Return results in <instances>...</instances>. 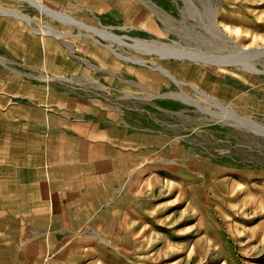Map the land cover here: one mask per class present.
Instances as JSON below:
<instances>
[{"label": "rangeland", "instance_id": "obj_1", "mask_svg": "<svg viewBox=\"0 0 264 264\" xmlns=\"http://www.w3.org/2000/svg\"><path fill=\"white\" fill-rule=\"evenodd\" d=\"M35 1L86 26L28 0H0L3 10L31 19L0 9L4 21L23 24L27 41L18 40L19 29L0 30V168L29 163L26 147L39 149L41 137L21 119L63 128L69 139L73 124H89L130 210V219L120 210L87 219L75 259L85 261L92 243L107 250L104 264H264V0ZM46 27L58 34L41 33ZM105 45L145 61L117 58ZM204 94L256 127L224 116ZM100 173L89 184L105 192ZM11 210L0 216V264H63L58 245L68 234L40 237L36 219ZM36 236L52 244L34 263L9 247L34 245Z\"/></svg>", "mask_w": 264, "mask_h": 264}, {"label": "crops", "instance_id": "obj_2", "mask_svg": "<svg viewBox=\"0 0 264 264\" xmlns=\"http://www.w3.org/2000/svg\"><path fill=\"white\" fill-rule=\"evenodd\" d=\"M0 21H2V23L0 22V30H4V27L7 31L14 33L19 29L20 37L18 40L23 43L27 42L25 28L22 23L14 20L11 22L10 19L8 20L10 22H8L1 18ZM9 42L11 43L9 46H12L16 43V40L10 39ZM25 51L27 50L20 51L22 56H24ZM15 121L17 120L15 119ZM21 121L25 122L28 134L31 137H41V141L39 142L40 145L36 146L39 149H35V151L26 147L30 151L25 152L32 155L31 159L26 161H30L29 163L24 162V164L19 165L15 164V161L9 160L5 161V167L0 168L9 171L6 179L0 173V216H14L13 213H5L6 210L23 211L27 214L24 218L36 219L35 226L39 228L36 233H40V237L43 234L54 235L57 232L68 234L64 241L58 245L62 250L60 258H62L63 264H104L102 261L108 258L107 250H103L104 248L98 245L89 244L91 253L82 263L75 259V252L79 248V239L86 238L81 236L80 233L82 227L87 225V219L102 216L105 212L108 213L114 210H120L121 217L130 219V210H125L122 205L125 198L122 192L123 184H121V179L114 175L117 168L109 160L112 157L104 149L102 150L103 142L101 140L90 138L89 124H81L80 122L73 124V129L75 128L78 134L69 136L71 137L69 139L63 133V128L49 129L47 123L43 126L42 123L38 122L40 125H37L32 118H24ZM70 124H68V127H70ZM33 127L40 130L36 129L34 131ZM46 138H50V143L46 141ZM57 138L61 140L57 141ZM34 153L37 156L35 157V163H33ZM61 153L68 155V158H60ZM87 168L92 169L94 177L84 176L81 170ZM98 172H103L99 175L104 174L106 176L105 192L97 190V184H89L90 180L92 183L96 181L95 175ZM92 186L95 187L92 188ZM113 195H115V198L111 199ZM27 230L33 232L31 226L27 227ZM97 233L100 235L99 232ZM29 240L19 241V245H17V242H10L9 247L13 252L18 249L22 250L23 254L20 256L26 259L27 262L34 263L44 252L50 250L52 241L47 236L40 241L36 236L33 245ZM103 240L108 245L105 239ZM107 247L111 248L112 246ZM66 259L71 260L67 262Z\"/></svg>", "mask_w": 264, "mask_h": 264}, {"label": "bare ground", "instance_id": "obj_3", "mask_svg": "<svg viewBox=\"0 0 264 264\" xmlns=\"http://www.w3.org/2000/svg\"><path fill=\"white\" fill-rule=\"evenodd\" d=\"M32 3H34L33 5H36L38 8H40L41 11H44V12H47L48 14H53L54 16L58 17V18H61L63 19L64 22L66 23H70V24H74L76 26H79V27H85L86 25L82 22H79L77 20H75L74 18H72L71 16L69 15H66V14H62V13H52L51 11H49V9H47L44 5L36 2L35 0H28ZM3 10V9H2ZM3 12L7 13V14H10L12 16H14L15 18H21V19H25L26 21L28 22H31V19L27 18V17H24L23 15H20L19 13L15 12V11H10V10H3ZM2 13V12H1ZM27 22V23H28ZM93 29V32H98L99 35H101L103 38H106V39H114L115 41H118L120 42L121 44L124 43V41H122L120 38L118 37H114L113 35H111L108 31L106 30H97V29ZM41 33H46V34H55L57 33L56 30L52 29L51 27H46L45 30H42ZM58 34V33H57ZM61 37V36H60ZM88 37H91L92 39H94L96 42L99 43V41L97 39H95L94 37L88 35ZM105 47H107L109 49V51H111L117 58H120V59H128L130 61H135L137 63H143L145 60L141 59V58H138V57H127V56H124L118 52H116L111 46H108V45H105ZM171 52V51H170ZM162 53V52H161ZM169 53V52H168ZM166 54V53H165ZM250 54V53H249ZM169 55V54H168ZM172 55L175 57H184L186 55H182V54H179V53H174L172 52ZM167 56V55H166ZM189 56V55H188ZM233 63V62H231ZM216 64H220V65H224V63H216ZM155 69H157L158 71H160L163 75L167 76L170 80H172L175 84L179 85L180 83L170 74V72L168 70H166L165 68L163 67H160V66H155L154 67ZM182 91V90H181ZM175 94V93H174ZM205 97L210 100L216 107H218L219 109L222 110L224 116H228V117H231L233 118L234 120L236 121H239L241 122L242 124H245V125H248V126H252V127H256V125H254L255 123H253V121H251L250 119L246 118V117H243V116H240L238 114H236L234 111L230 110L229 108L225 107L224 105H222L221 103L217 102V101H214V100H211L209 96H207L206 94H204ZM180 96H183V99H189L185 93H183V91L181 92ZM182 99V98H181ZM193 99V98H192ZM188 101V100H187ZM194 103V102H193ZM198 103V102H196ZM199 107V106H198Z\"/></svg>", "mask_w": 264, "mask_h": 264}]
</instances>
